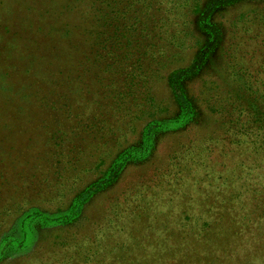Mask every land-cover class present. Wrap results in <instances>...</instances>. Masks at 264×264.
I'll return each instance as SVG.
<instances>
[{"label": "rangeland", "instance_id": "1", "mask_svg": "<svg viewBox=\"0 0 264 264\" xmlns=\"http://www.w3.org/2000/svg\"><path fill=\"white\" fill-rule=\"evenodd\" d=\"M38 1L39 3L34 0H0V34L11 32L13 28L16 33L15 41L13 43L10 41L9 47L13 44L18 53L34 57L42 53L50 68L47 71L48 77L44 79L45 83L40 81L43 78L38 76V67L35 68L34 77L28 75L25 76L26 79H20L18 70L14 72L12 67L15 60L10 58L7 60L6 55L0 56V59L3 58L6 62L4 67L0 66V83H6L2 87L3 91H0V144H4L0 145V244L8 237H14L19 241L21 237L18 229L19 219L25 212L38 209L47 216L63 215L89 184L100 181L99 187L103 186L105 181L102 179L111 163L125 151L140 148L143 129L148 121L154 119L148 120L149 114L153 111L161 113L157 116L160 118L168 115L166 109L171 113L174 111L176 104L169 92V83L166 84L165 80L157 81V76L150 75L149 81L142 87L141 82L136 85L135 80L132 81L129 77V66H134L136 61L142 59L149 45H155L156 48L152 56L145 61L142 60L140 69L152 68L151 70L155 71L154 58L163 53V57H170L164 71L161 72L163 75L166 71L188 65L192 57H196L197 52L199 54L201 51L207 52L204 44L207 43L208 35L200 28L199 21L203 14L200 13L210 0H192L190 4L192 11H187L188 18L182 16L185 14L183 11L178 22L185 23L184 34L176 32L171 34L169 30L165 38L150 32L153 24L164 23L162 12H153L148 21L145 19L146 6L148 10L151 0H104L106 4L111 6L117 4V8L122 9L123 14L113 23V26L118 25L122 32L115 36L105 35L107 49L99 50L100 56L107 52L105 57L110 60L116 59L117 55L119 58L115 63L102 62L100 65L97 64L99 62L93 61L94 47L90 45L91 38L94 42L97 41L94 30L98 28L96 11L94 14L82 15L81 27L77 30L74 22L76 23L77 16L82 10L81 0H78L80 11L76 0H72L78 14L72 10L73 13H65L62 19L60 12L67 9L61 8V3L58 2L60 0H52L54 8L49 6L51 0ZM64 2L72 6L67 0ZM99 2L100 0H85L83 3L87 9L84 12L96 9ZM161 2L170 4V0H160ZM169 4L164 10L170 8ZM110 5L108 12L112 11ZM46 8L48 12L49 9L54 11L50 17L51 33L41 32V36L45 38H40L34 26L40 24L39 17ZM151 13L149 11L148 15ZM234 13L237 14V11ZM134 23L136 35L132 29ZM100 27L107 34L110 33L109 28ZM71 29L72 32L69 31ZM142 35H145L144 39ZM86 39L88 42L83 45ZM1 40H4V37L0 35V43ZM173 41L175 44L172 47ZM88 46H91V49H88ZM244 47L247 53L244 52L246 56L239 65L245 63V67H248L246 58L253 54L254 48L257 49V43L250 38L249 42H244ZM174 48L179 49L176 52ZM212 49L214 45H211L210 50ZM164 50L166 52H163ZM134 51L140 53L136 54ZM60 52L63 60L60 58ZM211 54L213 63L218 68L215 75H219L210 78L214 85L208 84V87L214 91L218 90L219 97H222V92H227V98L231 103L223 110L233 116L232 123H235L242 110L238 104L241 96L238 90L241 84L225 64L224 59L227 56L225 49L216 47ZM124 55L127 59L121 61ZM21 56L16 54L13 58L21 59ZM262 59L264 55L258 53L254 55L252 59L254 62L251 64L260 65ZM56 63L67 66L70 77L58 81L56 79L59 83H52L57 77L56 73L52 76V72L54 69H60L56 68ZM253 69H250L244 78L246 81L250 80L252 85ZM2 70L8 71L10 75L8 82L4 81ZM241 70L243 73V69ZM135 71L139 73V69L135 68ZM157 74L162 76L158 72ZM85 79L88 81L87 84L84 83ZM261 79L264 82V72ZM14 82H19L21 88ZM131 82L134 83L133 86ZM179 83L172 82L173 90L177 94L181 90ZM252 85L250 86L254 88ZM246 87L249 85L244 86V89ZM201 88L202 85L198 82L193 87L189 85L187 91L199 97L197 95ZM262 89L260 91L264 93ZM201 92L203 94V89ZM150 94L156 99L155 108H151L144 101ZM248 95L255 98L254 93ZM204 96L205 94L201 99ZM260 99L264 100V96L257 101L259 108L262 109ZM196 104H200L202 110L207 107L206 102L202 100ZM242 107L245 109L243 102ZM245 112V116L242 115L239 119L248 128L250 126L247 125L248 117L251 116ZM205 115L208 120L212 118L216 121L210 112H206ZM118 117H121L122 122L113 123ZM223 122L222 124L217 122V125L210 123L211 128L202 131L207 141L210 138L215 140L221 135V130H227ZM216 127L218 128L215 129ZM228 131L229 135L233 133L238 135L245 131V128L235 123ZM106 133L110 136H104ZM189 133L181 131L163 138L147 165L126 167L118 181L114 182L116 183L114 186L112 184L110 188H106L87 203L84 209L82 208V215L74 225L47 227L38 232L36 226H40V222L36 220L33 223L34 237L33 240L31 238V243L23 248H19L21 245L7 247L6 244L5 249L0 251V264H186L180 261L183 259L181 256L183 247L178 245L179 236L188 238L190 236L187 235L193 230L186 221L185 223L181 221V214L184 216L187 212L196 213L199 218L197 223H202L204 220L197 211L198 207L186 201H183L182 205L165 202L164 206L160 202L162 206H158L153 203L152 197L157 199L165 179L175 177L173 169L165 170L168 167L167 162L172 159L174 163L182 164L184 156H178V150L176 147L172 149V146L191 140L192 134ZM237 145L241 148H234L228 158L219 156L221 146L213 156L202 158H205L206 163H217L221 170L222 163L228 162V159H232L231 163L236 165L242 157L249 158L250 162H259L262 156L264 157V153L262 156L253 155L249 146L244 143ZM200 148H205L204 143H200ZM244 149H247L248 157L242 156L241 152ZM125 163L126 161L123 164ZM117 172L114 171L113 178ZM238 172L240 173L239 170ZM238 172L233 170L228 175L229 178L236 179L234 175ZM259 172L258 177L249 176V179L253 180L250 179L251 185L247 187L248 190L245 187L240 188L242 181L236 182L233 187L229 186L233 193L245 195L247 201L249 197L251 204L247 202L242 211L252 215L254 219L247 224L245 223L248 220L243 221L240 225L242 232L253 230L251 237H255L257 241L248 247V255H242L238 262L241 264L245 261L248 264H264V161ZM185 180L181 179L182 182ZM188 186L185 184L177 189L187 194V200L190 198L191 190ZM256 190L259 196L257 193L252 196L256 200L254 202L250 199V192ZM240 202L236 200V203ZM209 208H214L213 212L206 215ZM224 210L225 208L222 209L219 205L208 207L205 217H214L217 212L223 213ZM197 232L199 237L191 235L190 239L183 242L189 245L193 241H198L202 231ZM250 254L253 257H249ZM187 258L189 259V256Z\"/></svg>", "mask_w": 264, "mask_h": 264}, {"label": "trees", "instance_id": "2", "mask_svg": "<svg viewBox=\"0 0 264 264\" xmlns=\"http://www.w3.org/2000/svg\"><path fill=\"white\" fill-rule=\"evenodd\" d=\"M34 1L39 3L38 0ZM81 1L82 10L80 14H78L77 10L75 9V5L72 3V0H67V2H70L72 6H68V4L64 2V0L58 1L61 3L62 9L68 10L60 12L61 19L65 13L71 14L73 13L72 10L76 11L79 16H77L78 19H76V23L74 22V25L77 30H80V23L83 20L82 15L94 14V11H96V27L98 28H94V30L96 33L97 41L94 42L93 38H91L90 40L92 41L90 45L94 47V58L92 59L95 62H99L97 63L98 65H100L102 62L109 64H111L110 62L115 63L116 59L119 58V55L116 56V59L110 60L108 57H105L107 52L100 56L99 50L106 51L107 49V45L105 44V35L109 36L113 34L115 36L121 34L122 31L120 32V30L122 29L118 28V25L113 26V23L117 21V19H119L120 15L123 14L122 9H120V7L117 8V4L115 6H111L110 4H106L104 0H100L97 7H95L96 9H90L84 12V10L87 9V6H85V4L83 3L85 0ZM151 1L152 2L149 4L148 10L146 6V21L149 20V17L153 14V12H162L164 23L161 22L159 23L160 25L153 24L150 32L155 33L156 35H158V37L161 38L167 37L169 30L171 34L173 32H176L177 34H184L183 27L185 23L178 22L183 11L185 12V14H183L182 16H184V18H188L187 11H192L190 6L192 0H170V4H163L162 2L160 3V0ZM76 2L80 11L79 1L76 0ZM167 4H169L170 8L164 10ZM108 5H110V9H112L111 12H108ZM49 6H52L54 8L52 0ZM52 11L53 9H49L48 12V8H46L45 11L41 12L42 15H40L39 17L41 21L38 20L40 24H36L34 26V30H36V32L38 33L37 36H39L40 38H45L44 36H41V32L51 33L50 17L54 12ZM149 11L152 12L150 15H148ZM234 11H237V14H235ZM200 14H202V17L199 21L200 28L208 35V39L206 41L207 43L204 44L207 52L201 51L200 54L197 52L196 57L193 56L188 65L166 71L163 75L161 74V72L164 71L167 60L170 59V57H163V53H161L160 56L154 58L156 63L154 64L153 69H155V71H152V68H145L144 70L140 69L142 60L145 61L150 56H152L153 51L156 48L155 45H149L148 50L143 54L142 59L136 61L134 66L132 65L134 68H132L131 65L129 66V68L127 67L130 70L129 77L132 79V81L135 80L136 85L141 82V86L145 87L146 82L149 81L148 78L150 77V75L153 77L157 76V81L165 80L166 84L169 83V92L173 98V102L176 104H174V111L171 113L170 110L166 109L168 115L166 117L160 118L157 116H160L161 113H155V111L150 113L148 120L149 118L154 119L148 121L143 129L140 148L129 149V151H125L124 154L122 153L121 156L116 158V160L111 163V167L102 179V181H105V184L107 183L106 186L104 184L103 186L99 187L100 181L89 184L79 193V197L73 202V204L68 209V211L65 212V214L55 217L47 216L45 215V213L40 212L38 209H31L25 212L19 219L18 229L21 235L19 241L14 237L5 238L2 244H0L1 252L3 251V249H5L6 244L8 245L7 247H11L12 245L14 247L21 245L19 248L28 246L29 243H31L30 241L33 240L32 237H34L33 223L36 220L40 222V226H36L38 232L44 230L47 227L55 226V228H58L74 225V223H76L78 219H80L85 205L87 203H90V201H92L100 193L105 191L106 188H108L112 184V186H114L116 184L114 182L118 181L126 167H143L147 165L148 160L152 157L155 151V148L161 144L160 141L163 138H166L173 134H177L181 131L185 133L186 131H189L192 134L191 140L188 139L187 141H184L185 143H178L172 146V149L176 147V149L178 150V156H184L182 164L174 163L172 159H169V162H167L168 167L165 170L173 169V172L176 173V175H174L175 177L171 176V178L165 179L163 187L159 189V192L161 193L159 194L157 199L155 197H152L153 203L158 206H162L161 203L164 206L165 202L172 205H182L183 201L196 205L198 207L197 211H199V213L201 214L200 216H202L201 218H203L204 220L202 221V223H197V220L199 218L197 217L196 213L187 212L184 216L183 214H181V221L183 223H185L186 221L193 230L187 235V237H191V235L199 237V233L197 232L199 230L202 231V236L200 237V239H198V241H193L192 244L189 245H186V242L183 241L190 239V237L186 238L184 236H179L178 245L180 247H183V253L181 254V256H183V259L180 261L181 263L186 264H237L241 260L242 255H248V247L253 242L257 243V241L255 237H251L252 232H254L253 230L248 229V231L246 230L247 232H242L240 225L243 224V221L248 220L245 223L247 224L254 220L251 217L252 215L245 214L242 211L245 204L247 202L248 204H251V202L249 201V197L247 201V197L245 195L233 193L230 187H233L236 182L240 181H242L240 188L245 187L246 189L248 186H250V179H253H249V176L258 177L260 175L259 171L261 163L264 161V157L262 156V153H264V100L260 99L261 103L263 104L262 109L259 108V104L257 103L258 99L264 96V93H261L260 91V89L262 88V90L264 91V82L261 79V76L264 72V59H262L260 65L255 66L251 64L252 62H254L252 60L254 58V55L258 53L260 55H264V0H210L207 4V7L204 8ZM222 19L224 25L223 22L221 23ZM100 26L109 28L110 33L107 34L106 31H104V29H102ZM135 27L136 23L132 25L134 34L136 33ZM222 30H225V32L223 33ZM69 31L72 32V29ZM15 34L16 33L14 31V28L11 32L8 33L1 32L0 35L1 37H4V40H1L0 43V56L6 55L5 57L7 58V60L8 58L15 60L14 65H11L14 68V72H17L18 70L20 79L25 78V76L28 75L34 77L36 72L35 68L38 67V76H40V78H43L40 79V81L45 83L44 79L48 77L47 71H49L48 69H50L48 68L49 62H46V60L43 58L42 53L36 54L34 57L30 54L18 53V51L13 48V44L9 47V42L12 41L11 43H13L15 41ZM142 38L144 39L145 35H142ZM250 38L254 41V43H257V49L254 48L252 50L253 54H251L249 58H246V64L249 66L245 67V63L242 65L239 64L241 61H243V58L247 53L245 50L246 47H244V42H249ZM87 42L88 39H86L83 45H85ZM174 44L175 41L171 43V46L173 47ZM235 44L240 47L238 48V46H236ZM211 45H214V49H216V47L225 49V54L227 55L224 59L225 64L226 66H228L231 72L233 71L232 73L236 76L237 82L241 84V86L238 84L240 86V90L238 91H240L241 93L240 101L238 104L242 108V110L235 119V123L240 124L241 127L245 128V131L238 135L234 133L231 135L227 134L229 132L228 128L235 124L232 123L233 116H230L229 113H226V111L223 110L224 108L226 109L229 103H231L227 98V92H222V97H219L218 90L214 91L213 88L208 87V84L214 85L213 81L211 82L210 78L219 75H215L218 72V68L217 65L213 63L211 57V52L214 51V49L210 50ZM88 49H91V46H88ZM174 49L177 52L179 48ZM29 51L31 52L32 50L30 49ZM163 52L166 51L164 50ZM248 52L250 54V51ZM134 53L139 54L140 51H134ZM16 54L22 55L21 59H18V57L13 58V56H15ZM60 58L63 60L61 52ZM126 59V55H124L121 61H125ZM33 62L35 63L33 64ZM87 62H89V60ZM5 63L6 62L3 60V58H1V68L4 67ZM35 64H37V66ZM55 66L56 68L60 69H54V71L52 72V76L55 73L57 74V77L54 79V81H52V83L57 82L59 79L64 80L70 77V71L67 66H62V64L57 65V63L55 64ZM254 66L257 67L256 70ZM135 68L139 69V73L135 71ZM241 69H243V73ZM250 69H253V83L255 86L252 85L250 80H244ZM157 72L162 76H159ZM51 75L49 76L51 77ZM2 76H5V82L9 81L10 75L8 71L2 70ZM78 79H80V77ZM27 80H29L28 77ZM243 80L246 83L243 82ZM172 82L173 84L174 82L179 83L181 90L178 94L174 92ZM198 82L202 85L201 90L203 89V94L200 90L197 95L199 97H195V95H192V92L188 93L187 87L189 85H192L193 87ZM16 83L18 86L20 85L19 82ZM16 83L14 82L15 85ZM84 83L87 84L88 81L85 79ZM131 84L133 86L134 83L131 82ZM245 84L249 85V87H246V89H244V86H246ZM4 85H6V83H0V91H3L2 87ZM250 85H252L254 88H252ZM21 86L22 85H20V88ZM252 93H254L255 98H251L248 95H251ZM204 94L205 96L203 97V99H201V96H203ZM199 100L206 102V112H210L212 115H214L216 121L211 117V119L209 120L207 119V117H205V110L201 109L200 104H196ZM208 100L209 102H207ZM144 101L151 108H155L156 99L151 94L148 95V98H146ZM242 102L245 106V109L244 107H242ZM245 111H247L251 116L248 117L249 122L247 123V125L250 124L248 128L243 124V121H240L241 119H239L240 116L246 114ZM120 121L122 122V119L121 117H118L113 123H119ZM217 122H220L221 124L223 122L227 130H221V135L215 140L210 138L207 141L202 131H204L206 128H211V125H209L210 123H214L213 125H217ZM217 128L218 127H216L215 129ZM246 130H248L249 133ZM254 131H256L255 134ZM104 136L109 137L110 134L106 133L104 134ZM99 139H101V137H99ZM199 142L204 143L205 148H200ZM217 143L220 144L216 145ZM240 143L248 145L253 155L262 156V160H260L259 162H250L249 158L242 157L238 164L233 165L231 163V161L233 160L228 159V162L224 161V163H222L220 167L221 170H219V165L217 163H206L204 162L205 158H202L203 156H213V154L218 150L220 146L221 148L218 153L219 156H225L226 158H228L234 148H241L240 145H237ZM0 145L4 144L1 143ZM241 154L244 157H248L247 149H244ZM186 159L188 160L184 162ZM125 161L126 163L123 164ZM233 170L234 172L236 170L237 172L238 170L240 171V173L238 172L237 175H234L236 179L231 177L229 178L228 176ZM114 171H116L117 174L113 178ZM240 174H244L245 176L243 177ZM169 179H171L172 181H169ZM181 179L186 180L182 182ZM230 179H234V181ZM185 184L189 185L188 188L191 187V190L189 192L190 198L188 200L186 199L187 194L185 192L177 190L182 188V186H184ZM158 187L159 185H157V188ZM250 193V199L255 202L256 200H254L252 196L256 195V193L257 196H259L258 191L256 190ZM241 198H243V200H241ZM236 200H238V202H242L236 203ZM191 201H195V203ZM216 203L217 205H215ZM231 204H233L234 206L232 207ZM218 205L220 207L222 206V209L225 208L224 212H217L214 217L206 218L205 213L207 211V208L212 206L215 207ZM213 209L214 208H209L206 215H210L213 212ZM179 227L183 226L179 225ZM187 256H189V259L187 258ZM249 257H253L252 254H250ZM244 264H248V262L245 261Z\"/></svg>", "mask_w": 264, "mask_h": 264}]
</instances>
